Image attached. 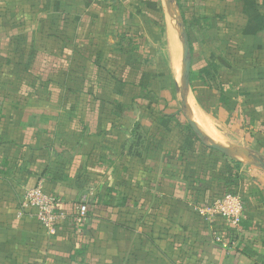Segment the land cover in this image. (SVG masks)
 <instances>
[{
    "label": "crops",
    "instance_id": "1",
    "mask_svg": "<svg viewBox=\"0 0 264 264\" xmlns=\"http://www.w3.org/2000/svg\"><path fill=\"white\" fill-rule=\"evenodd\" d=\"M201 2L198 96L173 76L171 0H0V264H264V0ZM37 187L52 232L16 218ZM225 194L238 230L199 212Z\"/></svg>",
    "mask_w": 264,
    "mask_h": 264
},
{
    "label": "built area",
    "instance_id": "2",
    "mask_svg": "<svg viewBox=\"0 0 264 264\" xmlns=\"http://www.w3.org/2000/svg\"><path fill=\"white\" fill-rule=\"evenodd\" d=\"M87 212L86 205L78 206L75 216L77 224H82ZM207 221L213 216L220 217L228 226L238 230L243 220V206L237 196L225 194L214 200L211 206L199 211ZM25 216L34 218L37 223L48 231H53L56 223L63 219L62 213L57 210V198L45 194L40 188L25 191L18 202L16 218Z\"/></svg>",
    "mask_w": 264,
    "mask_h": 264
},
{
    "label": "rangeland",
    "instance_id": "3",
    "mask_svg": "<svg viewBox=\"0 0 264 264\" xmlns=\"http://www.w3.org/2000/svg\"><path fill=\"white\" fill-rule=\"evenodd\" d=\"M209 1L210 2L213 1L214 3L218 2V0H209ZM171 3H173L174 10L176 12L175 16H176L177 21L176 20H174V21L176 22L177 27L180 29V37H181V44H182L181 48L183 50V35H185V33H188V32L191 33V31H188V29L189 30H191V28L196 29V27H198L200 25V16H201L200 13H202V10H203L201 7L202 2H201V0H171ZM210 5H211L210 3L206 4V10L204 9L203 12L211 11L213 8H211ZM163 25L164 24L162 23V27H163ZM190 37L192 39L193 35L192 36L190 35L189 38ZM161 40H162V42H161L160 47H162V49H165V50L168 49L166 47V41H164V38H162ZM188 59L190 61L191 71L198 70V65L202 60L199 59L198 57H196L194 55V52L191 49H190V51H188ZM169 74H171V72L166 70L165 75L168 77ZM215 83L216 82H214V83L211 82L210 85L215 86ZM200 85L201 84H198V82L193 83V86L195 88L199 87ZM182 87H183V84H182V82H180L179 83V90ZM200 91H201V89L199 90V92ZM198 96H200V94ZM212 104H213V102H212ZM199 105L204 112L209 110V108H207L203 104V102L199 101ZM227 125H229V124H227ZM230 125H232V124L230 123ZM227 147H229V146L227 145ZM241 150H244V149H241Z\"/></svg>",
    "mask_w": 264,
    "mask_h": 264
},
{
    "label": "bare ground",
    "instance_id": "4",
    "mask_svg": "<svg viewBox=\"0 0 264 264\" xmlns=\"http://www.w3.org/2000/svg\"><path fill=\"white\" fill-rule=\"evenodd\" d=\"M166 15H167L166 16L167 18L166 33H167V41H168V46H169V51H170V64H171L172 71L174 73L173 76H175L176 80L179 81V77L180 75H182V72L184 69V66L179 62L180 45H179V40H178V33L180 29L176 26L177 24L174 21L175 18H174V14L172 11V7H170V9H167ZM184 101H186V106H187L186 108L191 118L198 125V127L203 131L207 139H209L211 142L216 141L214 138L215 136L213 137L214 134L208 128L206 121L203 119V117L201 119L199 118L198 108L196 104L194 103V100L192 99L188 90L186 92V100Z\"/></svg>",
    "mask_w": 264,
    "mask_h": 264
},
{
    "label": "water",
    "instance_id": "5",
    "mask_svg": "<svg viewBox=\"0 0 264 264\" xmlns=\"http://www.w3.org/2000/svg\"><path fill=\"white\" fill-rule=\"evenodd\" d=\"M183 65H184V70H183V75H182V84H183V90H184L188 88L189 86V73H190V61L188 59V43L186 42L184 35H183ZM189 124L194 130V132L198 134V136L201 137L195 125L192 122H189ZM211 148H213L214 150H217L218 152L224 155H232L235 153L233 150L226 148V147H222V146L211 145ZM242 153L244 154V152Z\"/></svg>",
    "mask_w": 264,
    "mask_h": 264
},
{
    "label": "trees",
    "instance_id": "6",
    "mask_svg": "<svg viewBox=\"0 0 264 264\" xmlns=\"http://www.w3.org/2000/svg\"><path fill=\"white\" fill-rule=\"evenodd\" d=\"M185 40H186V42L190 45V40H189V35H188V33H185ZM199 74L203 77V78H201V80L203 79V80H205V79H208L210 76H211V73H210V70H207L206 68L204 69H201V70H199ZM189 84H190V86H191V89H192V91H193V93L196 95L197 94V92H196V89L197 88H195L193 85H192V81H190L189 80Z\"/></svg>",
    "mask_w": 264,
    "mask_h": 264
}]
</instances>
